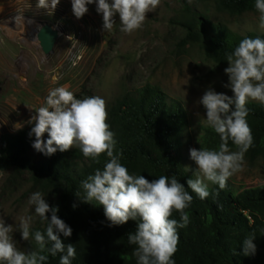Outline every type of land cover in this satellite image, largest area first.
<instances>
[{
	"label": "rangeland",
	"instance_id": "1",
	"mask_svg": "<svg viewBox=\"0 0 264 264\" xmlns=\"http://www.w3.org/2000/svg\"><path fill=\"white\" fill-rule=\"evenodd\" d=\"M37 3L0 0V137L31 131L34 123L29 124V119L56 87L67 86L76 98L100 96L109 112L116 99L153 85L179 99L186 109L189 126L181 138V152L185 171L195 179L198 166L189 150L198 149L202 129L210 127L200 98L209 87L229 96L233 93L223 86L228 83L224 72L228 62L216 64L204 57L200 46L186 42L183 23L192 12L239 35L261 34L259 13L220 12L216 0H161L147 13L142 28L128 34L120 31L118 13L112 31L104 32L96 5H87L88 12L77 18L72 0H60L51 15L37 8ZM47 28L58 35L50 54L40 39ZM48 138L46 132L42 139ZM31 139L26 155L34 162L42 161L45 155L32 147L34 134ZM244 160V170L227 181L235 192L264 184V156L245 155ZM37 191L27 174L0 172V217L16 229L13 240L25 252L30 251L32 240H23L17 227L21 217H32L30 229L40 220L28 203ZM43 195L50 205L52 197Z\"/></svg>",
	"mask_w": 264,
	"mask_h": 264
},
{
	"label": "trees",
	"instance_id": "2",
	"mask_svg": "<svg viewBox=\"0 0 264 264\" xmlns=\"http://www.w3.org/2000/svg\"><path fill=\"white\" fill-rule=\"evenodd\" d=\"M254 3L255 0H216V7L232 15L258 13ZM94 5L95 2L88 6ZM183 26L185 41L200 46L204 57L216 64L227 63L226 55L245 37L264 39V33L239 35L192 12ZM246 107L253 145L245 155L248 158L264 156V104L248 102ZM107 122L114 132L115 151L122 153L121 163L130 174L143 175L149 181L161 175H175L193 196L190 207L185 210L190 222L178 229L175 264H264V184L235 192L228 185L221 190L209 183L210 192L219 193L215 200L213 195L201 200L187 188L191 177L184 168L181 138L188 129L189 119L179 99L170 97L157 86L145 85L116 99L109 109ZM202 130L198 149L218 150L219 135L212 127ZM30 132L20 130L0 137V172L27 174L39 192L52 197L49 206L58 207V217L72 228L70 237L60 234L65 245L72 243L76 248L71 264H137L133 255L137 246L128 243V235L135 233L138 222L130 219L122 225H110L102 205L82 199V181L97 168L103 169L108 159L106 153L101 154L97 163L91 157H84L76 146L65 152L57 150L34 162L26 155L33 138ZM229 148L237 149L231 140ZM46 215L50 219L51 212ZM170 218L179 221L180 214L173 211ZM45 227L46 222L39 220L30 230L43 232ZM253 233L256 251L245 256L244 240ZM31 240L30 251L37 250L38 245ZM48 255L46 264H59L63 253L55 257Z\"/></svg>",
	"mask_w": 264,
	"mask_h": 264
},
{
	"label": "clouds",
	"instance_id": "3",
	"mask_svg": "<svg viewBox=\"0 0 264 264\" xmlns=\"http://www.w3.org/2000/svg\"><path fill=\"white\" fill-rule=\"evenodd\" d=\"M60 0H38L39 9L48 10L51 15ZM96 3L97 13L103 17L104 32H111L119 14L120 31L132 33L142 28L147 13L154 11L161 0H72V10L77 18L88 12L87 5ZM254 7L259 13V27L264 30V0H255ZM229 66L224 69L228 83L223 85L233 93L229 96L209 87L199 103L206 109V123L220 137L217 149L192 148L190 158L198 170L195 179L187 180L190 188L201 200L213 193L209 182L223 190L233 175L242 172L245 154L253 145L252 130L247 122V103L258 101L264 104V39L260 37L242 39L235 50L226 55ZM28 123L33 124L29 135L34 134L32 147L46 156L59 150L65 152L79 146L84 157H91L99 163L101 154L107 156L103 169L97 168L82 181L83 201L102 205L110 225H122L136 220L135 233L128 235V243L136 245L133 255L137 264H175L178 229L185 228L189 221L188 209L193 196L175 175L159 176L149 181L143 175L129 173L121 163L122 153L115 151L116 140L110 130L105 99L100 96L76 98L67 86L49 91L44 106L35 109ZM17 128L20 125L16 126ZM48 139H42L45 133ZM237 150L229 148V141ZM80 197L79 193H76ZM219 193L213 195V199ZM28 203L35 214L46 222L44 231L31 232L32 217H21L18 230L23 240L34 239L37 250L29 252L17 248L12 233L16 230L5 224L0 217V264H46L49 255L60 256L59 264H71L76 256L74 244L65 245L60 238L72 235V228L57 215L58 207H50L44 195L37 191L31 194ZM75 208L76 205H73ZM176 211L180 220L170 217ZM51 212L50 219L46 215ZM255 233L246 236L243 254H254ZM51 247H47L48 244Z\"/></svg>",
	"mask_w": 264,
	"mask_h": 264
},
{
	"label": "water",
	"instance_id": "4",
	"mask_svg": "<svg viewBox=\"0 0 264 264\" xmlns=\"http://www.w3.org/2000/svg\"><path fill=\"white\" fill-rule=\"evenodd\" d=\"M42 41L43 49L47 54H50L56 44L58 35L54 33L50 28L45 29L40 36Z\"/></svg>",
	"mask_w": 264,
	"mask_h": 264
}]
</instances>
